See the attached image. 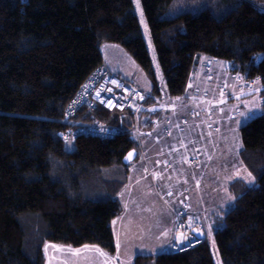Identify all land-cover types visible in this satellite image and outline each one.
<instances>
[{"label": "trees", "instance_id": "16d2710c", "mask_svg": "<svg viewBox=\"0 0 264 264\" xmlns=\"http://www.w3.org/2000/svg\"><path fill=\"white\" fill-rule=\"evenodd\" d=\"M140 2L170 97L187 91L204 58L239 64L260 55L254 68L260 89L242 96L253 98L261 113L241 127L239 151L254 184L230 182V209L211 212L207 223L222 264H264V0ZM103 43L121 46L154 78L133 0H0V264H47L50 243L116 253L112 221L123 212L118 197L130 166L122 158L130 151L136 160L142 156L133 115L99 106L69 120L64 115L80 85L103 65ZM150 93L144 113L156 110L155 118L163 112L154 108L156 82ZM86 126L119 134L61 137ZM169 165L154 170L155 186ZM178 192L168 196L178 201ZM179 206L172 208L175 219ZM191 209L204 231L201 244L184 253L138 254L132 264H215L205 220Z\"/></svg>", "mask_w": 264, "mask_h": 264}, {"label": "rangeland", "instance_id": "374dc122", "mask_svg": "<svg viewBox=\"0 0 264 264\" xmlns=\"http://www.w3.org/2000/svg\"><path fill=\"white\" fill-rule=\"evenodd\" d=\"M133 5L140 22L142 36L151 60L154 78H150L142 67L132 59L121 46L114 43L101 44L100 52L103 64L108 70L114 72V74L122 79L130 81L133 85L145 92H152L153 85L156 82L160 93L159 101L154 108L161 111L164 109L170 112L185 109L182 111V114H180L184 116L190 110L189 108H194L197 106V103L189 100L185 94L181 97H170L166 93L165 78L158 64L140 0H133ZM217 81H219L218 78ZM221 85L225 86L226 89H230L225 82V76L220 80V86ZM220 93L221 90L219 89L216 94L211 93V95L217 98ZM208 96L211 98L210 95ZM218 103L220 104V102ZM201 104L204 105L201 109H205L206 105L209 108H214L212 102H200V105ZM219 107L222 108L223 111L235 110L230 104H227V101H223V104H220ZM245 107L248 109H255L253 115H248L246 111L235 119L230 127L222 126L219 132L212 136L211 140L208 136L203 135L201 140L202 146L197 148L202 151V160L204 162V171L202 174L198 175V177H200L199 185L202 195L195 196V199L197 198L196 205L191 209V213L205 220V233L212 250L215 264L222 263L217 253L211 230L208 227L207 217L215 210L223 209L227 211L230 209V205L234 200L227 189L230 182L236 179H242L249 185L254 184V179L246 170L239 157V151L242 149L241 127L246 125L254 117L260 115L261 106L258 105L257 102L255 103V101H252L247 102ZM155 113L156 110L152 115V119L160 121L161 114L154 119ZM147 136L148 134H145L141 138L144 142V148L140 149L142 156L130 164L127 185L123 188L118 197L122 204L123 212L112 221L116 246L115 256L106 253L98 247V251L92 249H89L91 250L89 251L85 249L83 252L75 254H72V251L54 254L50 248L47 249L48 245H46L45 254L47 264H132V260L138 254H150L154 256L161 253L162 243L171 232L169 226L173 223L174 218L172 208H177L181 205V201L191 193V190H187L180 196L178 201L170 206L168 198L166 197V190L164 191L163 189L175 186L177 190L181 191L185 189L189 183L193 182V178L190 174L191 170L187 168L185 163L184 154L185 152L192 151L198 144H190L191 139H187L190 137L183 138L189 141V145L182 146L181 142L183 139L180 141H171L172 148L175 149L176 152L175 157L169 159L171 167L162 170L164 174L163 180L161 184H156L155 186L154 183L156 181L154 177L156 176L152 173L151 176L146 177L148 175L144 172V163L142 161L143 154L146 153L144 149H146ZM161 148L162 145L158 146L156 151L159 150V153L152 154L156 156L164 155ZM143 176H145V178H142ZM114 177V175L106 176V178L109 179ZM137 180H140L139 183L143 186L140 191L135 187L137 184H134ZM161 188L163 189L160 190ZM101 255H106L107 258Z\"/></svg>", "mask_w": 264, "mask_h": 264}, {"label": "built area", "instance_id": "2783aa9c", "mask_svg": "<svg viewBox=\"0 0 264 264\" xmlns=\"http://www.w3.org/2000/svg\"><path fill=\"white\" fill-rule=\"evenodd\" d=\"M259 61V54L252 55L246 61L239 64L229 61L225 68V82L230 89H226L225 86L221 85V93L217 98H214L211 93H209L207 88H201L192 84L191 77L188 81V89L184 94L189 100L196 103H218L222 100H226L228 96L231 97L241 95L255 90L259 91L260 88L256 83L258 78L254 70ZM203 78L207 82L217 79L211 60L207 61L203 65ZM208 95H210L211 98ZM151 98H153L152 94L147 93L133 85L131 82L122 79L118 75L114 74V72L108 70L103 64L91 72V74L80 85L76 94L67 103L64 115L65 118L69 120L75 117L81 108L89 107L93 109L96 106H99L109 112H130L135 121V125L131 132L136 136L139 146L143 149L144 142L141 140L142 136L150 134L156 130L158 126V121L152 119V115L154 113L152 110H150L148 114L144 113V110L146 109L145 103ZM210 111L212 112L209 113ZM209 112L207 113L206 111L208 120L203 122V126L209 132H218L220 130L219 124L212 121L214 116H219L220 120L226 119L227 122L234 117L233 111H230L226 114V116H223V110L219 106L210 108ZM196 117H199L198 108L190 109L184 116L179 118V121L185 125H189ZM170 133L171 129L168 128L164 131L163 136L168 137ZM118 134V129L113 127L86 126L68 128L61 134V137L64 140L74 139L79 136L111 139L115 138ZM202 136L203 134L200 133L187 138L191 139L190 144H198L192 151L185 152L184 154L185 163L187 168L191 170L190 174L193 178V182L189 183L185 189L179 193V196H181L187 190H191L190 195L181 201V206L179 210L176 211L175 227L172 239L165 248V252L170 254L187 252L193 247L201 244L204 239V237L196 238L192 234L193 229L202 231L203 234L204 231L198 220L194 218L193 215H188V213H190L191 206L194 203L195 195H202V191L198 183L200 180L198 175L202 174L204 171V162L202 160V151L197 149L202 146ZM187 139L182 140V146L189 145V141ZM144 151L147 150L144 149ZM153 165L155 167L170 166L166 159L154 161ZM167 196L168 194H166V197ZM175 200L176 197L168 196L169 202H174Z\"/></svg>", "mask_w": 264, "mask_h": 264}, {"label": "crops", "instance_id": "0c3cea01", "mask_svg": "<svg viewBox=\"0 0 264 264\" xmlns=\"http://www.w3.org/2000/svg\"><path fill=\"white\" fill-rule=\"evenodd\" d=\"M209 60H212V63H213L212 66H213V69L215 71L216 78H218L219 81H217V79H213V80L207 82L203 78V65L208 61V59H205V58L202 59L200 62L199 72L195 75L190 76V77H191L192 84H197L201 88H203V87L207 88L209 93L216 94L218 92V90L220 89L221 78L226 75L225 68L227 66V63L221 62V61H216L213 59H209ZM232 97H236V99H234L232 101H227V104H230L235 109V110H232L234 113V117L231 120H229L228 122L226 119L220 120L219 116L213 117L212 121L217 122L219 124L220 128L222 126L230 127L231 123L235 119H237L239 116H241L242 114H244L246 112L245 106H246L247 102H252V99H253V98L243 97L242 94L239 96H232ZM220 104H223V101H221ZM213 105H214V107H216V106H219V103H213ZM203 107H204L203 104L200 105L199 103H197V106H195L194 108H189V109H196V108L199 109V117L198 118L196 117L194 120H192V122L189 125H185L179 121V118L182 117L180 114H182V111H184L185 109L184 110H174L171 112L163 109V112L161 114V120L158 121V126H157L156 130H154L153 132L148 134V136L146 137V139H147L146 140V150L147 151H146V153L143 154V160H145L147 162V165L144 164V172L146 175H148V176H146L144 174L146 177H149L152 175V174H148L149 172L155 174L158 171H154V170H159V169L164 167V166H159V167L154 166L153 167L152 163L154 161H159L162 159H166V161H169V159H173L175 157L176 152H175V149L172 148V142L171 141H173V140L180 141L183 138L193 137V136L200 134V133L208 136V138L211 140L212 136L217 134V131L209 132L203 126V122L208 120V117L206 116V111L208 113L209 109H210L207 105H206L205 109H201ZM211 112L212 111H210L209 113H211ZM228 112H230V110H228V111L224 110L222 112V115L226 116V114ZM199 118H201V119H199ZM168 128L171 129V133L168 137H164L163 133ZM161 145H162L161 151L164 152V155H162V156L153 155L152 153H159L158 152L159 150L156 151V149L158 146H161ZM179 147H177V148H179ZM182 158H183V154H182ZM166 171H168V170H166ZM145 176H143L142 178H145ZM163 176H164V174H163ZM139 181L140 180L135 181L134 184H137L135 187L137 188V190L140 191L143 186H142V184L139 183ZM158 184H161V182H159ZM173 188H177V187L173 186V187H170L167 189L161 188L160 190H162V189L164 191L166 190V194H171ZM181 191L178 192L177 196H179V193ZM175 202H176V200L174 201V203ZM195 205H196V203L194 204L192 209L195 207ZM177 206H178V204H177ZM174 224H175V218H173V223H171L169 226V229L171 231L170 235L169 236L167 235V237L164 239V241L162 243L161 253L165 252L166 245L171 241L172 233H173L172 230H173ZM48 248H50L54 254H58L60 252L62 253L64 251H72L71 253L75 254V253H81L85 249H87V250L92 249L94 251L99 250L97 247L91 246V245H87V246H83V247H79V248H73V247H67V246H58V245H55L52 243L48 244L47 249ZM89 251H91V250H89ZM161 253H159V254H161ZM115 254H114V256H115ZM147 255H150V254H147ZM101 256L104 258H107L106 255L105 256L101 255Z\"/></svg>", "mask_w": 264, "mask_h": 264}, {"label": "water", "instance_id": "95a60500", "mask_svg": "<svg viewBox=\"0 0 264 264\" xmlns=\"http://www.w3.org/2000/svg\"><path fill=\"white\" fill-rule=\"evenodd\" d=\"M132 154L131 155V158H129V154ZM137 158V153L135 151H130L128 152L123 158H122V163L124 165H128V164H131L133 163ZM192 234L196 237V238H202L204 237V234L202 233V231H199L197 229H193L192 230Z\"/></svg>", "mask_w": 264, "mask_h": 264}, {"label": "bare ground", "instance_id": "6f19581e", "mask_svg": "<svg viewBox=\"0 0 264 264\" xmlns=\"http://www.w3.org/2000/svg\"><path fill=\"white\" fill-rule=\"evenodd\" d=\"M147 93H150V92H147ZM151 94V93H150ZM105 110V109H104ZM107 111V110H106ZM109 112V111H108ZM113 113V112H112ZM117 113V112H116ZM103 127V126H102Z\"/></svg>", "mask_w": 264, "mask_h": 264}, {"label": "snow or ice", "instance_id": "6c2138e0", "mask_svg": "<svg viewBox=\"0 0 264 264\" xmlns=\"http://www.w3.org/2000/svg\"><path fill=\"white\" fill-rule=\"evenodd\" d=\"M131 155H132V154L130 153V154H129V158H131Z\"/></svg>", "mask_w": 264, "mask_h": 264}, {"label": "clouds", "instance_id": "9594fccd", "mask_svg": "<svg viewBox=\"0 0 264 264\" xmlns=\"http://www.w3.org/2000/svg\"><path fill=\"white\" fill-rule=\"evenodd\" d=\"M209 61V60H208ZM187 88H188V86H187ZM200 104V103H199Z\"/></svg>", "mask_w": 264, "mask_h": 264}]
</instances>
